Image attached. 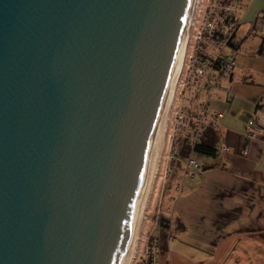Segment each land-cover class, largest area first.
<instances>
[{"label":"water","instance_id":"95a60500","mask_svg":"<svg viewBox=\"0 0 264 264\" xmlns=\"http://www.w3.org/2000/svg\"><path fill=\"white\" fill-rule=\"evenodd\" d=\"M190 0H0V264H124Z\"/></svg>","mask_w":264,"mask_h":264},{"label":"crops","instance_id":"0c3cea01","mask_svg":"<svg viewBox=\"0 0 264 264\" xmlns=\"http://www.w3.org/2000/svg\"><path fill=\"white\" fill-rule=\"evenodd\" d=\"M264 0H254L237 33L231 94L210 101L200 141L220 146L215 155L189 153L200 167L181 168L162 230L160 264H264ZM262 127L247 135L253 115ZM227 147V148H226ZM187 148L180 158L185 160ZM160 239V238H159Z\"/></svg>","mask_w":264,"mask_h":264},{"label":"built area","instance_id":"2783aa9c","mask_svg":"<svg viewBox=\"0 0 264 264\" xmlns=\"http://www.w3.org/2000/svg\"><path fill=\"white\" fill-rule=\"evenodd\" d=\"M253 1L199 0L187 44L182 69L184 73L180 82L185 87L184 96L189 102L201 104V106L191 104L183 106L178 114L184 122L177 124L182 135L179 137L191 141L192 152H194L195 144L200 142V135L208 117L221 115L219 112L210 110L211 99L220 97V91H224L227 95L231 94L230 88L225 86V80L234 72L240 50L236 36ZM261 14L264 18V7ZM191 38L194 44L193 48L188 50ZM261 51L264 52V38ZM262 107H264V96L256 103L254 112ZM261 129L255 113L248 120L247 135L253 137ZM216 148L218 151L222 147L216 146ZM185 163L186 169L202 165L191 155L187 157ZM148 257L146 264H158L159 255L156 242L151 246Z\"/></svg>","mask_w":264,"mask_h":264},{"label":"rangeland","instance_id":"374dc122","mask_svg":"<svg viewBox=\"0 0 264 264\" xmlns=\"http://www.w3.org/2000/svg\"><path fill=\"white\" fill-rule=\"evenodd\" d=\"M193 44L194 40L191 38L188 50L191 49ZM183 73L184 71L180 74V80H178L175 89L171 104L172 112L170 111V125H168L169 127L166 132V141L159 162V170L149 200L144 225L141 230L138 251L132 264H146V260L149 258L150 248L153 246L154 242L157 244L159 255L158 264H160V242L163 237L162 230L166 227L164 226V221L171 216L169 210L171 196L174 194L175 186L180 184L179 178L181 168L185 170L187 167L185 163L187 158L185 160H181L182 158H180L181 151L185 146V148H187V155L189 156V153H192L191 141H188V139L183 140L179 137L182 135L179 129L180 127L177 126V124L184 121L180 119V114L178 113L183 106H189V104L201 106V104L190 103L188 98L184 96L185 87L180 82ZM179 147H181V149H178Z\"/></svg>","mask_w":264,"mask_h":264},{"label":"bare ground","instance_id":"6f19581e","mask_svg":"<svg viewBox=\"0 0 264 264\" xmlns=\"http://www.w3.org/2000/svg\"><path fill=\"white\" fill-rule=\"evenodd\" d=\"M199 0H190L185 27L182 37V42L176 62V66L174 69V73L172 76V80L170 83V87L167 93L166 101L163 108V115L160 119V122L157 126V129L154 133V136L151 141L148 158L143 174L142 183L139 190V196L134 216V221L132 225V230L130 234L129 244L127 248L126 258L124 264H132L136 257L139 241L141 236V230L144 225V219L146 217V211L148 208L149 200L151 197V193L156 182L158 170H159V162L162 154V150L166 141V132L168 129V125H170L169 120L171 119L170 111L171 104L174 98L175 89L180 77V74L183 69L187 44L191 32V28L195 19V15L197 12Z\"/></svg>","mask_w":264,"mask_h":264},{"label":"trees","instance_id":"16d2710c","mask_svg":"<svg viewBox=\"0 0 264 264\" xmlns=\"http://www.w3.org/2000/svg\"><path fill=\"white\" fill-rule=\"evenodd\" d=\"M194 152L208 155H215L217 153V148L211 144H207L206 142H198L194 146ZM164 226H168L167 219L164 221Z\"/></svg>","mask_w":264,"mask_h":264}]
</instances>
